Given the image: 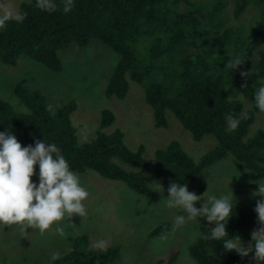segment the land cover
Here are the masks:
<instances>
[{"label":"trees","instance_id":"1","mask_svg":"<svg viewBox=\"0 0 264 264\" xmlns=\"http://www.w3.org/2000/svg\"><path fill=\"white\" fill-rule=\"evenodd\" d=\"M231 2L234 18L255 4L258 16L247 32L250 49H256L264 34V0H210L200 10L201 19L188 7L187 0H73L74 7L65 13V0H52L57 5L54 12L36 7L37 0L20 2L17 10L27 13L23 22L10 20L0 29V63L14 65L19 56L29 57L46 69L60 70L57 51L70 44L85 46L91 38L107 46L117 59L111 70L104 94L123 98L127 90L126 78L141 84L143 99L151 108L154 127H164V112L169 110L179 124L189 132L191 139L204 135L214 138V146L197 161L192 160L175 140L153 152V161L142 157V147L132 151L122 142L118 130L101 131L108 126L113 115L107 109L100 111V120L94 137L87 143H78L75 130L69 121L74 103L47 109L44 97L37 90H26L15 84L13 93L26 108L18 113L0 99V128L12 125L19 130L25 146H35V141L55 143L76 173L87 170L99 176L124 182L129 188L151 198L152 191L143 184L140 174L146 172L162 183L188 184L214 161L227 154L241 162L246 169L264 175V130L257 129L246 136L254 113L255 93L264 86V51L256 50L254 61L243 60L236 54H227L232 30L219 31L225 14L226 2ZM138 40L146 57L138 58L132 50ZM169 56L166 65L159 60ZM243 61L235 70L224 67L229 61ZM161 70L162 79L150 81L152 70ZM241 72L248 76H241ZM241 98V99H240ZM244 102L248 103L245 108ZM244 108V109H243ZM239 121L235 131L227 129L226 118ZM117 160L132 170H124L113 162ZM255 207L242 203L235 205L236 216L228 220V238L249 239V229L259 224ZM163 225L153 228L149 235ZM214 226H200L199 236L188 246L192 264H264L238 255L235 250L223 248V240H208ZM118 246H108L100 252L88 247L84 236L73 239L70 249L59 254L50 264H113ZM175 256L158 259L154 264H174ZM19 264V263H12Z\"/></svg>","mask_w":264,"mask_h":264},{"label":"rangeland","instance_id":"2","mask_svg":"<svg viewBox=\"0 0 264 264\" xmlns=\"http://www.w3.org/2000/svg\"><path fill=\"white\" fill-rule=\"evenodd\" d=\"M26 1L28 0H0V5L17 10L18 4ZM187 1V6L201 19L200 10H196V7L202 9L210 0ZM2 10L0 8V12ZM222 11L225 18L219 31L225 28L232 30L225 52L229 55L236 54L243 60L248 58L254 61L257 57L256 50L264 51V34L256 49H250L246 36L258 16V7L255 4L247 5L239 16L234 18L231 2L227 1ZM132 50L136 57H146L138 40L133 43ZM56 54L60 62L58 72L50 71L22 55L14 65L0 63V99L13 111L26 113V108L13 93V86L19 84L28 91L40 92L51 112L72 101L75 106L69 114V121L75 130L78 143H87L94 137L100 111L107 109L112 113L113 120L101 131L107 133L118 130L122 134L124 146L132 151L141 146V155L148 162L153 161L154 150L162 148L170 140L177 141L194 161L214 146L215 141L211 135H204L198 141L192 140L189 132L169 110L164 112L165 126L154 127L151 108L143 99L141 84L126 78L127 90L123 98L105 95L103 91L117 56L95 38H91L81 47L72 43ZM169 58L162 57L159 64L167 66ZM160 79L161 70H152L148 80ZM261 81L264 83V77ZM241 101L246 108L248 103ZM226 119V127L230 129L229 118ZM257 129L264 130V112L261 111L254 113L245 137L251 136ZM0 132L14 134L18 142L25 146L19 130L14 126L3 125ZM113 162L124 170H132L117 160ZM261 165L264 167V152ZM34 168L36 175L31 179L38 185L39 165ZM77 174L89 192L88 198L83 202L87 215L82 218L73 215L69 220H64L59 226L65 228V237L56 234L55 226L41 235L38 229L28 228L24 232L16 225H0V264H50L53 254L67 252L73 239L81 235L87 239L88 247L94 250L97 249L93 248V245L101 239L108 240L109 246L117 245L118 252L113 264H154L156 260L172 255L175 256L174 264H192L188 246L200 235V226L215 225L205 217H198L174 230L175 217L186 214L180 209H169L166 206L170 184L162 183L146 172L140 174V179L152 191L151 198L138 194L122 181L103 178L91 170ZM261 179H264V175L246 169L241 162L227 154L203 168L198 176L186 185L190 192L201 196V200L194 205L197 209L203 203H208L209 195L218 197L232 191L235 200L229 220H234L237 203L255 207L258 200H264V197L253 195L259 187L256 182ZM156 183L162 187V191ZM159 225H163L162 228L149 235L151 230ZM259 227L260 224L250 226L249 239L241 241L243 246L247 247L251 242L252 231ZM250 254L251 252L242 257H249Z\"/></svg>","mask_w":264,"mask_h":264},{"label":"clouds","instance_id":"3","mask_svg":"<svg viewBox=\"0 0 264 264\" xmlns=\"http://www.w3.org/2000/svg\"><path fill=\"white\" fill-rule=\"evenodd\" d=\"M36 7L48 12L57 10L52 0H37ZM74 7L73 0H65V13ZM0 29H5L7 22L15 20L23 22L27 13L0 5ZM243 61L239 58L229 61L224 67L235 70ZM241 76L248 73L241 72ZM255 106L264 112V86L255 93ZM239 121L229 116V128L235 131ZM39 165L38 185L32 181L36 175L34 166ZM264 179L257 181L258 191L253 195L264 197ZM157 184V183H156ZM162 191V187L157 184ZM166 206L169 209H180L186 215H177L174 220V230L185 226L188 221L205 217L214 223L211 233L206 239L223 240V248L235 250L241 256L254 252L255 261L264 262V200L256 202L254 211L261 227L251 233V242L247 247L241 244L240 238H228L226 226L234 207L232 191L220 196L209 195L208 203L197 209L194 205L201 196L190 192L186 184L171 182L168 187ZM89 192L81 183L80 176L71 170L68 161L55 143L35 141V146H22L14 134L0 132V225L19 226L21 231L38 229L41 235L55 226V232L61 237L67 235L65 228L59 226L64 220L73 215L85 217L87 208L83 203ZM109 241L101 239L93 248L100 252L107 251ZM59 254H53L52 260L58 259Z\"/></svg>","mask_w":264,"mask_h":264}]
</instances>
